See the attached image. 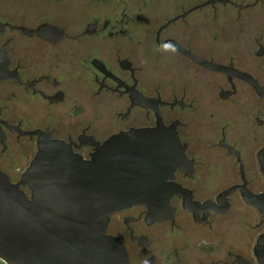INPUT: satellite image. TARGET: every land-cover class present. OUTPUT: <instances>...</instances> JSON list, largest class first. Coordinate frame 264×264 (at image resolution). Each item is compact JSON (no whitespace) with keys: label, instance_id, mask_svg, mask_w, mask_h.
<instances>
[{"label":"flooded vegetation","instance_id":"flooded-vegetation-1","mask_svg":"<svg viewBox=\"0 0 264 264\" xmlns=\"http://www.w3.org/2000/svg\"><path fill=\"white\" fill-rule=\"evenodd\" d=\"M0 23L61 31L53 41L2 25L0 51L16 76L0 78V120L62 140L83 159L95 146L80 134L101 144L171 126L191 169L176 168L168 182L188 189L199 217L225 198L227 208L207 206L202 221L177 195L172 218L149 222L140 208L127 229L126 208L112 213L106 232L130 264H258L264 217L236 187L247 188L264 146V53L255 54L264 0H0ZM0 132V170L17 182L38 136L1 122Z\"/></svg>","mask_w":264,"mask_h":264},{"label":"water","instance_id":"water-1","mask_svg":"<svg viewBox=\"0 0 264 264\" xmlns=\"http://www.w3.org/2000/svg\"><path fill=\"white\" fill-rule=\"evenodd\" d=\"M2 25L21 28L30 35L36 31L53 41L61 36L60 30L47 23L31 30L5 23H0V30ZM262 53L264 47L259 44L255 54ZM8 62L0 51V78L16 76L14 70L5 68ZM0 122L38 136V150L17 182L0 170L3 264H130L124 244L106 232L115 211L126 208L123 220L130 229L128 222L138 217L140 208L149 222L172 218L169 199L174 195L183 197L185 208H194V218L199 221L205 219L207 206L220 211L228 206L223 196L217 199L222 207L207 201L199 217V203L188 189L168 182L176 168L191 169L182 155L184 145L180 148L171 126L158 123L154 128H131L101 144L80 134V142L95 146L90 159H83L62 140ZM220 143L236 153L222 140ZM257 159L259 164L247 188L244 183L236 188L264 217V146ZM130 236L142 246L148 243L146 236ZM254 254L258 264H264V232L257 237Z\"/></svg>","mask_w":264,"mask_h":264},{"label":"rangeland","instance_id":"rangeland-1","mask_svg":"<svg viewBox=\"0 0 264 264\" xmlns=\"http://www.w3.org/2000/svg\"><path fill=\"white\" fill-rule=\"evenodd\" d=\"M0 264H3V263L0 261Z\"/></svg>","mask_w":264,"mask_h":264}]
</instances>
